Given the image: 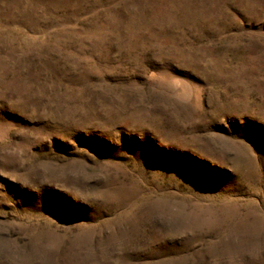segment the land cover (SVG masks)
Wrapping results in <instances>:
<instances>
[{
	"label": "rangeland",
	"instance_id": "obj_1",
	"mask_svg": "<svg viewBox=\"0 0 264 264\" xmlns=\"http://www.w3.org/2000/svg\"><path fill=\"white\" fill-rule=\"evenodd\" d=\"M0 264H264V0H0Z\"/></svg>",
	"mask_w": 264,
	"mask_h": 264
}]
</instances>
